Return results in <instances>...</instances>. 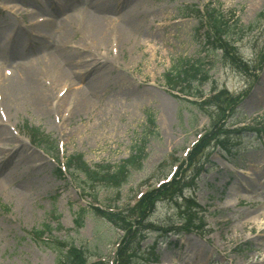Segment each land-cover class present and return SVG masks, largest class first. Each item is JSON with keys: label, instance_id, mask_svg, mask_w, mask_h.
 Returning <instances> with one entry per match:
<instances>
[{"label": "rangeland", "instance_id": "obj_1", "mask_svg": "<svg viewBox=\"0 0 264 264\" xmlns=\"http://www.w3.org/2000/svg\"><path fill=\"white\" fill-rule=\"evenodd\" d=\"M87 2L111 8L102 13L116 20L126 7L138 14L145 11L139 18L143 29L111 64L112 75L121 72L124 84L102 91L94 107L82 105L83 110L78 107L72 114L69 99L61 102L65 86L85 87L107 60L96 55L84 66H71V84L47 81L40 65L56 37L39 31L49 22L58 32L80 6L88 8ZM24 3L0 0V102L6 97V78L24 66L40 72L46 107L38 112L21 102L4 113L7 120L0 116V127L11 134L0 139V180L18 173L10 186L0 188V264H57L58 253L42 240L47 234H31L44 225L60 239L83 247L88 261L99 264H264V138L253 130L239 133L243 125L264 132V0H45L41 8L16 7ZM61 3L66 6L58 15L49 13ZM212 8L222 10L231 22L238 17L253 31L239 42L215 35L210 43L208 27L193 15L185 16ZM82 35L75 33L67 48L86 56L91 51ZM46 40L51 41L49 48L37 46ZM185 66L189 69L182 82L172 78L173 91L167 75ZM186 91L198 98L186 96ZM26 123L56 140L62 162L71 157L70 175H60L48 149L29 142ZM144 139L142 168L133 170L119 189L103 181L86 182L77 172L78 155L91 167L117 165ZM18 155L24 160L15 164ZM247 184L253 186L247 189ZM182 191L187 202L201 209L198 231L183 229L182 205L187 202L177 200ZM148 201L153 209L146 208ZM109 205L119 208L105 209ZM120 212L128 213L122 215L126 229L107 216Z\"/></svg>", "mask_w": 264, "mask_h": 264}, {"label": "bare ground", "instance_id": "obj_2", "mask_svg": "<svg viewBox=\"0 0 264 264\" xmlns=\"http://www.w3.org/2000/svg\"><path fill=\"white\" fill-rule=\"evenodd\" d=\"M21 1L25 2L24 5L16 4V7L23 9L28 4L30 7L37 5V7L41 8V5H43L41 3H44L45 0ZM78 1L82 3L85 2V0ZM86 5L90 9H86L83 5V8H81L80 6L77 13H72L69 15V22L63 23L58 32H56L55 23L53 25V23L49 22L42 23V28L39 31V33L42 35H50V37H53L55 35L56 37L55 44H53V46H50L52 50L48 52V57H44L45 64L43 62H41L42 64L40 63L41 69L39 71H41L42 77L47 81L60 80L63 83L71 84L74 81L71 80L73 79L72 76L75 74L71 66L76 65L77 68H79L80 66H84L83 64L88 57H91L95 60L97 58L96 55H102V57L107 60L105 61L106 67H102V70H100V72L97 73L95 77L90 78L89 82L87 83L88 86L85 85V87L83 86L81 88L74 89L70 88L69 85L65 86L64 84V86L66 87L65 95L69 98L65 97V95L63 94L62 99L64 98V100H62L61 102L65 101V98L69 99V105L71 107L70 112L72 114L78 111V107L80 110H83V108L81 107L82 105L84 106V109L92 108V106L94 107L96 103L94 99L98 97L100 93H106V91L109 90L108 88L115 86L118 83L124 84V80L120 75L121 72L117 73V75H112L114 71L113 69L115 68L113 66L114 64H111L116 62L121 49L125 48L126 45H129L132 38L143 29L142 23L139 18L141 14H145V11H142L140 12V14H138V11H133L130 9V7H126L122 9L123 12L120 16V19L116 20L113 17L103 15L102 13V11H109L111 8H106V10H104L102 7L95 6L96 4L92 2H87ZM65 6L66 5H64L63 3H61V6L56 5L55 9L53 11L51 10L49 13L58 15L60 13V10L64 9ZM16 10H14L12 14L17 13ZM137 14L139 16H136ZM112 18L115 21L112 20ZM81 31L83 34L81 39L84 41V43L87 44V49L91 51V53L87 54L86 56H79V54L82 53V51L80 50H70L67 48L68 40L73 35H75V33ZM50 43L51 41L48 42L46 40L37 41L36 44L40 48L47 49L49 48ZM101 65H103V63H101ZM12 73L13 77L6 78V82L2 85V92L6 94V97L0 102L1 118L4 121L7 120V115H4V113H7L8 111L13 109H18L21 102L28 103L30 107L33 106L34 109L38 112H43V109L46 107V103L44 101V96L42 93V89L45 87V84L40 82V72L38 74V71L32 69L30 70L28 67L23 66L19 67L17 70L15 69ZM48 83L50 87H47L46 89L50 91L51 82ZM9 137H11V134L5 129V126H1L0 139H7ZM23 160L24 156L20 157V155H18L16 160H14V163L16 164L15 161ZM40 168L44 167L41 166L35 169L31 168V170H33L32 172L36 174L35 170H39ZM17 174L18 173L14 171L8 175V178H6V180L1 179L0 188L3 189L6 186H10L14 182L13 178ZM252 186V184H247V189L251 188Z\"/></svg>", "mask_w": 264, "mask_h": 264}, {"label": "trees", "instance_id": "obj_3", "mask_svg": "<svg viewBox=\"0 0 264 264\" xmlns=\"http://www.w3.org/2000/svg\"><path fill=\"white\" fill-rule=\"evenodd\" d=\"M198 19L200 22H204V19L210 24L212 31L210 33V39L213 41L214 36H220L219 39L217 37V40H221V35L222 37L224 36L225 39H231L232 40H238L242 36H244L247 31H248V26L243 25L240 22L239 18H236L233 22H231L230 17H226L224 12H222L220 9L212 8L208 9L206 15L203 13L199 12L198 10L195 11ZM232 17V16H231ZM240 37V38H239ZM227 42V41H226ZM214 43V41H213ZM227 45V43H225ZM188 67V66H187ZM198 69H196V72H194V76H196L197 71L200 70L199 66H197ZM185 69V68H184ZM177 72L175 74H169L168 81L171 80L172 76L178 80H184V76H187L188 71H180L179 69L176 70ZM171 77V78H170ZM150 124L154 126V119L152 116H148ZM259 126H262V124H259ZM264 126V124H263ZM24 129L26 130V134L29 137V140L32 144L40 147V148H48L49 153L55 152V149L57 147L56 141L52 139L49 135L45 134L40 128L36 126H31L28 123L24 125ZM258 130V129H257ZM244 130L240 129L239 133H242ZM50 144V145H49ZM146 145H147V140H141L139 143H135L131 147V153L129 156L124 159L121 163L117 165H110V164H105V165H97L94 167H91L89 164H87L82 155H78L79 160L81 162V168L77 170V172H80L81 170L82 174L86 178V182H95L98 181H103L107 185L119 189L122 187L127 181L128 178L133 170H139L142 168V164L144 159L147 157L146 153ZM57 153V152H56ZM54 154V153H53ZM71 159L67 158V163H66V171H74V167L68 165V161ZM59 161V157L57 159ZM60 175L63 174V170H58ZM86 190V188L84 187ZM179 198H181V201L183 203L187 202L189 197L187 195H183L182 193L179 195ZM150 200V199H149ZM176 200V199H175ZM180 201V199H177ZM178 202V201H176ZM193 204L194 202L188 201L186 204H183L185 206V210L183 211L184 213V224L183 229H198L201 226V219L198 216V206L194 207ZM109 207H114V205L109 206ZM154 207V206H153ZM146 208L153 209L152 204L150 201L146 203ZM192 208L194 211H192ZM124 211V210H123ZM128 213L120 212L118 214L110 215L108 214L109 220L116 224L118 228L121 229H126L125 225V219L124 216L122 215H127ZM118 221V219H120ZM190 218H194L195 222L191 223ZM187 219V220H186ZM51 233V227L49 225H44V227L41 230H34L32 231V234L36 237H41L45 233ZM49 239L47 240L46 245L56 251L59 255L57 264H99V263H89L88 262V256L85 254L84 248L78 247L74 245L72 242H68L66 240H61L53 235L49 234ZM134 257L131 258L130 260L133 261L137 256L134 254ZM129 259V258H128ZM121 264H128L126 261H121Z\"/></svg>", "mask_w": 264, "mask_h": 264}]
</instances>
